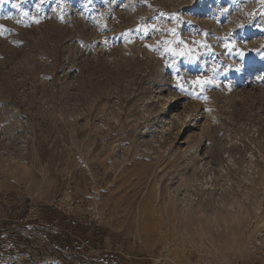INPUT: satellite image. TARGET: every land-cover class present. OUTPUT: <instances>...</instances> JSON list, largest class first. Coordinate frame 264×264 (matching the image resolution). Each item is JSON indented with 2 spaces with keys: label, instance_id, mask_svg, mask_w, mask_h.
I'll return each instance as SVG.
<instances>
[{
  "label": "rangeland",
  "instance_id": "374dc122",
  "mask_svg": "<svg viewBox=\"0 0 264 264\" xmlns=\"http://www.w3.org/2000/svg\"><path fill=\"white\" fill-rule=\"evenodd\" d=\"M0 26V264H264L261 0H0Z\"/></svg>",
  "mask_w": 264,
  "mask_h": 264
},
{
  "label": "snow or ice",
  "instance_id": "6c2138e0",
  "mask_svg": "<svg viewBox=\"0 0 264 264\" xmlns=\"http://www.w3.org/2000/svg\"><path fill=\"white\" fill-rule=\"evenodd\" d=\"M261 3H264V0H261ZM0 27H2V26H0ZM149 47H151V46L149 45ZM225 47H228L229 50H231V46L230 45H225ZM180 54L183 55L184 53H180ZM239 54L243 55V52H240ZM191 83L194 84V85H199L201 88H203L205 85L213 83V81L210 78H207V77H203V78L202 77H197V79L192 81ZM205 99H206V97H205Z\"/></svg>",
  "mask_w": 264,
  "mask_h": 264
},
{
  "label": "trees",
  "instance_id": "16d2710c",
  "mask_svg": "<svg viewBox=\"0 0 264 264\" xmlns=\"http://www.w3.org/2000/svg\"><path fill=\"white\" fill-rule=\"evenodd\" d=\"M67 250H68L69 252H71V253H72L73 251H76V248H75V246H74V242H73V240L69 241L68 246H67ZM109 258H110V256H109ZM122 263H124L123 260H121L119 264H122Z\"/></svg>",
  "mask_w": 264,
  "mask_h": 264
},
{
  "label": "bare ground",
  "instance_id": "6f19581e",
  "mask_svg": "<svg viewBox=\"0 0 264 264\" xmlns=\"http://www.w3.org/2000/svg\"><path fill=\"white\" fill-rule=\"evenodd\" d=\"M171 120H172V119H171ZM171 120H170V121H171Z\"/></svg>",
  "mask_w": 264,
  "mask_h": 264
}]
</instances>
